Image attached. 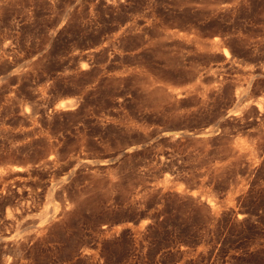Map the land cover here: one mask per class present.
<instances>
[{
    "label": "rangeland",
    "instance_id": "rangeland-1",
    "mask_svg": "<svg viewBox=\"0 0 264 264\" xmlns=\"http://www.w3.org/2000/svg\"><path fill=\"white\" fill-rule=\"evenodd\" d=\"M0 264H264V0H0Z\"/></svg>",
    "mask_w": 264,
    "mask_h": 264
}]
</instances>
